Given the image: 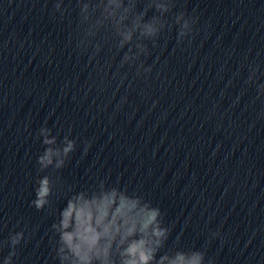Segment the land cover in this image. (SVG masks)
Here are the masks:
<instances>
[{
	"label": "clouds",
	"instance_id": "clouds-1",
	"mask_svg": "<svg viewBox=\"0 0 264 264\" xmlns=\"http://www.w3.org/2000/svg\"><path fill=\"white\" fill-rule=\"evenodd\" d=\"M78 9V44L87 50L99 53L110 44L117 53L127 48L120 65L136 66V75L151 72L145 67L142 57L150 54L148 43L157 45L162 32L171 27L166 14L174 7V0H74ZM143 3V10L138 5ZM155 14L147 17L149 11ZM55 11L64 14L62 2L55 4ZM178 26V40L190 35L195 18L179 12L174 19ZM255 71L249 78L253 79ZM47 126L39 129L45 149L36 162L39 172L52 168L56 171L65 167L70 155L76 150V140L65 135L58 144L57 137ZM90 144L85 142V153ZM34 198L30 205L42 211L50 204L54 182L50 175L38 176L35 182ZM100 206H103V210ZM73 209L65 225V215ZM77 208L88 209L96 237L92 241L84 235H76ZM126 209V211H125ZM103 216L110 227L97 225V218ZM57 238L53 259L58 264H213L206 261V252L201 250L165 249L171 229L164 224L163 213L158 206L139 195L129 194L118 185L100 181L92 189L72 193L66 206L59 211V219L52 225ZM218 235V233L213 234ZM24 239V233L14 232L6 241H0V248L8 246L11 251L3 258V264H13L17 246Z\"/></svg>",
	"mask_w": 264,
	"mask_h": 264
}]
</instances>
